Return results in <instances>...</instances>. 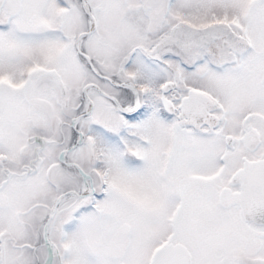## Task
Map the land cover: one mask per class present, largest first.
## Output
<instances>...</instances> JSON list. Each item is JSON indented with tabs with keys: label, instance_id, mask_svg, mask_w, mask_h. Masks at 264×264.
I'll list each match as a JSON object with an SVG mask.
<instances>
[{
	"label": "snow or ice",
	"instance_id": "1",
	"mask_svg": "<svg viewBox=\"0 0 264 264\" xmlns=\"http://www.w3.org/2000/svg\"><path fill=\"white\" fill-rule=\"evenodd\" d=\"M0 264H264V0H0Z\"/></svg>",
	"mask_w": 264,
	"mask_h": 264
}]
</instances>
